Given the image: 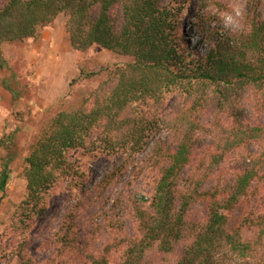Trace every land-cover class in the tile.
Here are the masks:
<instances>
[{"label":"trees","instance_id":"16d2710c","mask_svg":"<svg viewBox=\"0 0 264 264\" xmlns=\"http://www.w3.org/2000/svg\"><path fill=\"white\" fill-rule=\"evenodd\" d=\"M2 1L0 45L36 40L64 15L72 51L83 54L98 46L131 58L87 99L43 121L24 159L26 193L14 206L9 225L14 238H20L15 256L21 264L30 262L21 256L26 240L17 231L30 229L45 212L49 195L78 173L76 164L82 159L72 160L73 152L112 160L100 181L108 183L120 177L127 155L141 150H149L159 169L153 195L142 196L133 206L142 235L113 242L101 257L81 251L85 262L143 264L153 251L163 264H264V208L244 218V224L258 227L254 241L245 242L239 229L228 228L233 212L255 198L264 181V125L250 122L251 114H264V14L251 19L249 31L231 34L201 23L203 14L198 13L207 0ZM188 5L202 19L191 26L193 46L179 31V15ZM97 74L81 72L69 87ZM175 93L183 100L171 101L170 113L160 122L164 140L150 147L144 139L159 124L143 117L141 105H162ZM19 130L0 138L2 195L22 153ZM236 150L239 157L230 178L205 189L210 175ZM197 151L203 154L181 186V174ZM201 201L207 202V215L196 222L188 210ZM66 237L70 249H76ZM119 249L121 257L113 263L111 252ZM58 264L70 263L64 256Z\"/></svg>","mask_w":264,"mask_h":264},{"label":"rangeland","instance_id":"374dc122","mask_svg":"<svg viewBox=\"0 0 264 264\" xmlns=\"http://www.w3.org/2000/svg\"><path fill=\"white\" fill-rule=\"evenodd\" d=\"M2 2L0 0V6ZM197 11L193 5H188L179 15L180 34L192 46L196 41L190 37V29L195 22L203 19L201 23L205 22L212 29L231 34L244 33L249 31L251 19L264 14V0H207L198 13L200 16L203 14L201 20L196 16ZM65 21L66 17L59 15L53 26L44 28L36 40L0 45V64L6 62L0 67V138L19 127L18 139L22 151L13 167L5 194L0 193V264H21L15 256L20 238H14L15 233L9 225L14 206L23 200L26 193V182L21 176L24 159L31 145L37 141L43 121L87 99L101 82L110 78L111 71L131 62V58L115 55L98 46L83 54L72 51ZM81 72L98 74L69 87ZM3 84L14 92L6 90ZM167 100L159 106L151 103L141 105L143 117L159 124L147 132L144 139L150 147L164 140L165 131L160 122L170 113L171 101L181 102L183 99L175 93ZM250 122L264 125V114H251ZM239 152L236 150L225 157L210 175L205 189L212 190L230 178L234 171L232 164L238 159ZM202 154L203 151L194 152L191 165L181 174V186L186 184ZM71 156L72 160L82 159L76 164L78 173L71 175L49 195L45 212L30 229L20 227L17 231L18 236L26 240L21 256L30 264H58L64 256L70 264H88L81 251L101 257L113 242L142 235L133 206L142 196L150 198L153 195L154 182L159 177V169L152 162L149 150L127 155L120 177L108 183L100 181L105 170L112 165V160L103 156L81 157L77 152ZM258 192L249 203L243 202L233 212L228 223L230 230H240L245 242H252L258 237V227L243 222L247 212L263 211L264 181ZM206 211L207 202L201 201L189 208L188 215L193 221L201 222L207 215ZM66 236L74 240L76 249H70ZM121 249L111 252L109 258L113 263L119 261ZM60 254L63 256L60 257ZM159 257L156 252H147L143 264H163ZM174 257H179V253Z\"/></svg>","mask_w":264,"mask_h":264}]
</instances>
